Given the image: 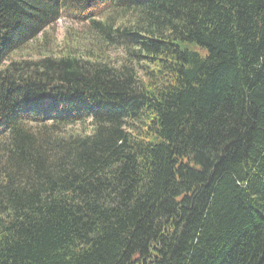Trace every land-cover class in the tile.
<instances>
[{"label":"trees","instance_id":"obj_1","mask_svg":"<svg viewBox=\"0 0 264 264\" xmlns=\"http://www.w3.org/2000/svg\"><path fill=\"white\" fill-rule=\"evenodd\" d=\"M0 264H264V0H0Z\"/></svg>","mask_w":264,"mask_h":264},{"label":"rangeland","instance_id":"obj_2","mask_svg":"<svg viewBox=\"0 0 264 264\" xmlns=\"http://www.w3.org/2000/svg\"><path fill=\"white\" fill-rule=\"evenodd\" d=\"M72 49L75 55H85V58L93 59L96 58L97 54L102 60H106L115 66H119L123 62L125 55L123 49L106 45L89 28L87 23L80 22L64 14L39 35L36 40L11 54L9 59H33L40 57L42 54L60 56ZM65 130L73 133L89 134L92 131V126L90 121H86L68 125Z\"/></svg>","mask_w":264,"mask_h":264}]
</instances>
